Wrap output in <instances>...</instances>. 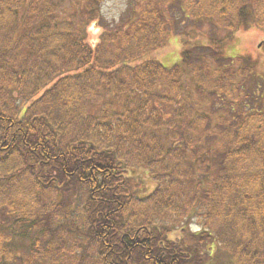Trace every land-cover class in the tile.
I'll return each instance as SVG.
<instances>
[{
  "label": "trees",
  "instance_id": "16d2710c",
  "mask_svg": "<svg viewBox=\"0 0 264 264\" xmlns=\"http://www.w3.org/2000/svg\"><path fill=\"white\" fill-rule=\"evenodd\" d=\"M100 16L0 0V264H264V80L225 56L264 0H145L91 46ZM179 20L226 33L140 61Z\"/></svg>",
  "mask_w": 264,
  "mask_h": 264
},
{
  "label": "rangeland",
  "instance_id": "374dc122",
  "mask_svg": "<svg viewBox=\"0 0 264 264\" xmlns=\"http://www.w3.org/2000/svg\"><path fill=\"white\" fill-rule=\"evenodd\" d=\"M100 5L99 20L89 25L87 28L86 39L91 46L95 45L99 39L100 33L105 30L112 29L119 23H125L129 13L134 10L138 11L139 6L145 0H98ZM183 24L181 25V22ZM179 20L177 24L174 22L175 30H170L169 39L164 48L157 49L144 55L140 61L157 60L164 67H170L179 62L181 42L179 37H184L193 41H206L208 36L222 37L226 32L214 28L208 23L193 24L190 20ZM196 39V40H195ZM264 42V30L252 27L246 31H236L232 33V39L226 45L225 56L234 57H250L255 61L256 71L264 80V53L261 50V45ZM183 78H187L183 76ZM135 175L143 187L142 189L148 193L154 187V183L149 178L147 172L137 169ZM142 190V191H143ZM194 229V228H193Z\"/></svg>",
  "mask_w": 264,
  "mask_h": 264
}]
</instances>
